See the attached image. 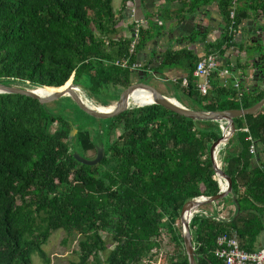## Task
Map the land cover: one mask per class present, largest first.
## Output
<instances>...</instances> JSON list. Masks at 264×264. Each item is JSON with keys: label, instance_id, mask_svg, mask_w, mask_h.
<instances>
[{"label": "trees", "instance_id": "16d2710c", "mask_svg": "<svg viewBox=\"0 0 264 264\" xmlns=\"http://www.w3.org/2000/svg\"><path fill=\"white\" fill-rule=\"evenodd\" d=\"M238 2L237 28L251 12L264 14V0ZM233 6L234 0H223L226 36L212 51L222 52L233 39ZM153 38L144 28L122 35L113 0H0V81L54 91L73 82L97 104L115 105L136 82L132 64ZM200 60L188 49L168 50L159 67L191 65L188 85L185 78L177 85L190 100L178 98L185 106L246 109L264 98L263 86L232 90L219 82L217 72L202 94L194 75ZM234 121L236 133L219 154L233 193L205 205L224 202L227 210L236 198L238 213L224 215L226 220L193 217L197 264H225L215 256L223 234L237 233L248 251L261 234L249 213L264 205V109ZM95 131L32 97L0 94V264H33L36 251L49 264L44 245L58 230L79 236V259L71 264H153L166 250L169 264H190L182 212L194 199L221 191L212 158L213 146L224 136L221 123L195 121L151 104L103 119ZM102 146L104 158L97 165L75 158L79 152L94 159ZM255 155L262 167L253 169Z\"/></svg>", "mask_w": 264, "mask_h": 264}, {"label": "crops", "instance_id": "0c3cea01", "mask_svg": "<svg viewBox=\"0 0 264 264\" xmlns=\"http://www.w3.org/2000/svg\"><path fill=\"white\" fill-rule=\"evenodd\" d=\"M193 1L132 0L125 7L123 6L124 0L122 1L117 12L121 19L122 35L134 36L141 28L149 29L154 34L148 47L138 54L137 62L141 64V67L135 69L138 74L136 82L142 81L141 75L144 74L148 78V74L152 73L154 76L152 80L157 84L156 88L158 89L159 86L158 90L163 94L178 100L180 97L173 87H177L179 80L188 77L191 65L186 61L167 65L164 69L159 67L164 61L166 51L188 49L199 59L209 53L222 54L231 72L225 71L224 68L223 71L219 65V70L216 71L217 76L225 81L226 75H234L237 78V85L241 84L239 88L241 91H251L254 87H259L260 85L254 83L252 75L253 67L264 63V14L251 12L250 16L236 28L232 41L223 46V51H212L213 45L217 46L226 36L227 23L221 10L223 0H209L208 2L200 0L198 4L192 6ZM251 60L252 64H249L247 75L240 69V64L249 63ZM170 84L172 89L168 88ZM182 98L190 102L185 96ZM225 148L227 146H224L221 152H224ZM256 157L259 159L257 163H255ZM259 167H262V161L258 155H255L252 168ZM224 204L222 202L220 205H203L202 207L225 216L238 213L236 210L239 206L235 198L233 202L227 203V210L224 209ZM249 214L257 218L254 223L255 228H260L261 232L252 246V251H255L264 247V205H261L260 210Z\"/></svg>", "mask_w": 264, "mask_h": 264}, {"label": "water", "instance_id": "95a60500", "mask_svg": "<svg viewBox=\"0 0 264 264\" xmlns=\"http://www.w3.org/2000/svg\"><path fill=\"white\" fill-rule=\"evenodd\" d=\"M250 66H248V69ZM254 73L252 75V78L263 77L264 71L254 69ZM263 73H261V72ZM263 74V75H262ZM142 81H138L134 83L130 88L125 90L119 99V101L110 107V110H104L99 107H93L91 106L83 97L82 94H79L76 89H82L85 91L84 88L81 86L71 83L70 88L67 90H63L60 88L58 91L52 93L51 95H42L39 93V90L41 89H47L43 87H38L34 89L29 88H22L18 86H7L5 84L0 83V94H21L24 96L32 97L34 99L39 100L42 104H47L49 102H52L54 100L61 99L65 96H71L77 103L81 105L86 111H89L93 115H95L98 118L101 119H107L113 116H116L120 113H123L132 107V97L135 92L137 91H144L148 92L152 95L153 100L150 103L141 104L139 106H146L151 104H160L162 106H165L174 112L184 115L188 118H191L195 121H219L222 122H228L229 123V133L224 134L223 138L216 142L212 149V158L216 167V171L218 174V181L219 186L221 187L220 193L215 197H209V198H196L192 202H190L186 207L184 208L182 212V224H183V235L185 240V246L187 249V253L189 256L190 264H197L196 262V249L193 243L192 234H191V222L194 217V212L201 208L203 205L207 203L216 202L222 198H225L233 193V189L231 187V180L230 177L226 175V173L223 171L221 167V163L219 161V152L224 147L227 146V144L230 142V139L234 136L236 133V124H235V118L246 116V115H254L259 113L261 110L264 109V98L257 103L255 106L246 108V109H235V110H226V111H201V110H195L191 109L184 104H182L179 100L175 98L168 97L167 95L163 94L161 91H159L155 86L148 83V78L145 77V75H141ZM86 92V91H85ZM86 96L89 97L91 100L92 98L87 94ZM93 101V100H92ZM99 105V104H98ZM101 106V105H100ZM75 158L82 164L85 165H97L99 164L103 158H104V146L99 148L98 154L96 158L89 159L86 158L79 153H75ZM258 157L255 158V163L258 162ZM236 199V198H235ZM237 202V201H236Z\"/></svg>", "mask_w": 264, "mask_h": 264}, {"label": "rangeland", "instance_id": "374dc122", "mask_svg": "<svg viewBox=\"0 0 264 264\" xmlns=\"http://www.w3.org/2000/svg\"><path fill=\"white\" fill-rule=\"evenodd\" d=\"M122 1L123 0H113V5L116 12L119 11L122 5ZM217 61H218V66L220 65L222 70L223 68L225 71L230 70L222 54L221 55L217 54ZM244 64H247V62ZM244 64H241L242 66H240V69L242 70L243 73L248 75V65L245 66ZM225 78H226L225 81H223L222 77H218L219 82L220 80L222 81L220 82L222 85L228 86L232 90L238 89L236 87L237 78H235L234 75H226ZM152 79H154V76H152V73H149L148 83L151 85L155 84L156 85L155 87H157L156 81ZM0 83L5 84L7 86H18V87L26 88L25 84L21 81L2 80L0 81ZM168 88L172 89V85L170 84ZM173 90H176L178 97L184 100V98H182V96L184 95H183V91L181 90V86L173 87ZM166 92L169 93L168 91ZM69 97L71 98V96H66L61 99L47 103L48 109L54 113L64 114L67 117L71 118V120L75 121L77 125L81 127H85L86 129H89L92 132H96L95 127H98L101 122L103 123V119L96 117L89 111H86L83 107H81L79 103L75 101V99L73 100V98H71L72 100H70ZM145 98L151 99L152 95L146 94ZM94 153H95L94 151H90V155ZM203 210L208 211L207 209L206 210L203 209ZM78 242H79V236H75V235L70 236L64 230H58L54 232L51 238L49 239V241L44 245V249L47 252L48 257L50 258L49 264H71L73 261H78L79 259ZM166 251L170 252L169 250ZM166 251H164L163 255L159 256V258H157L153 262V264H169L170 259L167 256ZM33 264H46L45 260L40 256V254L37 251L33 254Z\"/></svg>", "mask_w": 264, "mask_h": 264}, {"label": "built area", "instance_id": "2783aa9c", "mask_svg": "<svg viewBox=\"0 0 264 264\" xmlns=\"http://www.w3.org/2000/svg\"><path fill=\"white\" fill-rule=\"evenodd\" d=\"M239 6L238 0H234L233 10L231 12V24H230V33L234 34L237 28V9ZM136 34V33H135ZM135 43V42H134ZM130 65V59H127L124 66L127 67ZM141 64L135 62L132 64L133 69H139ZM219 70L217 55L208 54L204 56L197 64L194 75L200 79L199 90L202 94L206 95L211 89V76L213 73ZM184 85H188V79H184ZM240 85L236 86L238 91L242 92ZM221 127L224 134L229 133V123L222 122ZM245 131H249L248 128ZM251 139V137H250ZM222 149L220 150V152ZM219 152V154H220ZM252 152L255 153V147H252ZM197 214L206 215V216H215L218 220H226L224 215L220 213L213 214L209 211H204L201 208H198L194 212V216ZM215 256L222 260L225 264H264V247L255 251H248L244 249L241 245L239 235L237 233L233 234H223L218 238V247L215 251Z\"/></svg>", "mask_w": 264, "mask_h": 264}, {"label": "bare ground", "instance_id": "6f19581e", "mask_svg": "<svg viewBox=\"0 0 264 264\" xmlns=\"http://www.w3.org/2000/svg\"><path fill=\"white\" fill-rule=\"evenodd\" d=\"M70 85H71V83L67 86V87H65V88H63V90H67V89H69L70 88ZM77 90V92L79 93V94H82L83 95V97H84V99L91 105V106H93V107H99V108H101V109H104V110H110V107L112 106H100V105H98L93 99V101L89 98V97H87L86 96V92L84 91V90H82V89H76ZM56 91H58V90H50V89H40L39 90V93L40 94H42V95H51L52 93H54V92H56ZM150 95V93H148V92H144V91H137V92H135L134 93V95H133V97H132V106H138V105H141V104H145V103H150V102H152V100H153V98L152 99H146L145 98V95ZM66 97V96H65Z\"/></svg>", "mask_w": 264, "mask_h": 264}, {"label": "flooded vegetation", "instance_id": "af4514ba", "mask_svg": "<svg viewBox=\"0 0 264 264\" xmlns=\"http://www.w3.org/2000/svg\"><path fill=\"white\" fill-rule=\"evenodd\" d=\"M254 66V65H253ZM254 69L256 68V69H258V70H261V71H264V63L262 64L261 63V65H259L258 67H253ZM260 71V72H261ZM261 73H263V72H261ZM263 75V74H262ZM253 80H254V83L256 84V85H260V86H264V76L263 77H258V76H256L255 78H253Z\"/></svg>", "mask_w": 264, "mask_h": 264}]
</instances>
